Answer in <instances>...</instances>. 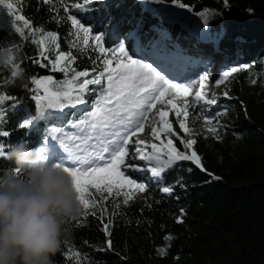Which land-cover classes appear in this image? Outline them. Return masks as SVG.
<instances>
[{
    "label": "trees",
    "instance_id": "1",
    "mask_svg": "<svg viewBox=\"0 0 264 264\" xmlns=\"http://www.w3.org/2000/svg\"><path fill=\"white\" fill-rule=\"evenodd\" d=\"M7 2L13 4L14 15L0 5V39L5 41L0 47V133H8L0 135V142L6 151L21 139L44 145L60 140L58 133L75 135L78 129L72 125L83 119L81 105L47 108L45 102L41 107L44 83L33 84V79L46 82L51 77L58 87L70 78L51 70L57 48L48 42L49 31L57 34L58 50L76 57L70 65L76 71H90L102 58L115 67L113 49L120 43L134 58L157 63L154 44L167 29L187 43L191 54L214 56L212 64L183 60L179 51L173 54L177 61L192 64L175 63L178 77H206L204 98L187 110L189 131L180 128L181 117H171L178 150L191 152L182 143L191 134L200 166L184 160L159 177L131 173L145 191L127 205L122 197H109L83 210L88 214L82 212L73 222L53 264H264V0H99L84 13L73 12L66 0ZM73 13L90 29L87 34L71 24ZM211 14L215 36L214 29L202 26L203 17L210 19ZM15 15L29 21V26L15 22L25 35L14 32ZM42 33L44 54L33 43ZM197 64L201 67L194 68ZM210 68L221 75L236 70L229 95L238 112L232 118L221 115L218 132L212 123L217 110L205 102ZM94 99L88 97V102ZM29 120L34 126H21ZM9 166L6 158L0 159V169ZM163 187L172 191L165 193Z\"/></svg>",
    "mask_w": 264,
    "mask_h": 264
},
{
    "label": "snow or ice",
    "instance_id": "2",
    "mask_svg": "<svg viewBox=\"0 0 264 264\" xmlns=\"http://www.w3.org/2000/svg\"><path fill=\"white\" fill-rule=\"evenodd\" d=\"M43 2L47 4L49 0H43ZM97 2L99 0H80L75 7L80 10ZM0 5L8 10L9 15H14L12 3L0 0ZM68 19L83 33L87 34L90 31L74 13L70 14ZM19 21H22L25 26H29V21L22 15H15L14 32L25 35L26 33H22L21 28L15 24ZM70 35L73 34L70 33ZM46 36L49 44L57 48L54 60L50 61L51 70L65 73L70 78L58 87H55L51 77H46V82L33 79V84L44 83L41 107L45 106V102L47 108L81 105L83 119L79 124L72 125L78 131L74 137L70 138V147L66 133H58L56 136L57 139L64 138L61 142L69 153L67 156L62 155L59 160L54 161L49 154L44 153V155L46 161L63 166L64 171L73 177L83 210L94 209L98 200L109 197H122L123 204L127 205L137 193L144 192L145 185L130 178L131 173L148 171V168L142 167L140 162L151 166V172L156 177L170 170L176 161L199 162L195 151L181 152L174 146L173 140L177 138V134L168 120L169 109L178 118L181 117L182 113L177 109L174 101L181 92L187 93L190 87H194L192 83L179 85L170 83L151 64L132 59L123 45L113 50V52H119V55L115 57V67L111 66L112 60L102 58L103 62L98 63L90 71L87 69L76 71L70 67L76 57L70 52L58 50L57 34L49 31ZM94 38L97 41L102 40L101 36ZM8 42H13L11 37ZM33 43L40 46L41 54L45 53L43 33L41 39ZM4 45L5 41L0 39V47ZM45 59H47L46 56ZM61 61L65 63L61 64ZM35 62L41 63L39 59ZM205 79V76L199 77L200 81ZM49 85L54 87L50 88ZM91 96H95V99L90 104L88 97ZM201 98L200 93H196L195 100L200 101ZM211 103L216 101L213 99ZM89 109L92 110L89 111ZM152 109H155L153 118H158L159 126L151 128V136L154 140L160 141L159 144L149 143L143 138L136 137L138 131H144L145 121L148 120L147 114ZM2 116L3 112L0 111V117ZM28 125L34 126L31 120L27 125L21 126ZM180 128L186 133L189 131L183 121L180 122ZM0 135L7 136L8 133L3 132ZM162 135L167 139L162 140ZM182 143L185 149H191L195 140L183 139ZM5 153L4 144L0 142V159L5 158ZM84 153L87 155H83ZM162 191L170 193L172 189L163 187ZM116 207H119V204ZM83 214L87 215L88 212L84 211ZM92 214L95 212L93 211ZM108 228V224H105L106 232ZM108 246L111 247L110 241Z\"/></svg>",
    "mask_w": 264,
    "mask_h": 264
},
{
    "label": "clouds",
    "instance_id": "3",
    "mask_svg": "<svg viewBox=\"0 0 264 264\" xmlns=\"http://www.w3.org/2000/svg\"><path fill=\"white\" fill-rule=\"evenodd\" d=\"M42 144L12 143L0 169V264H53L83 212L73 177Z\"/></svg>",
    "mask_w": 264,
    "mask_h": 264
},
{
    "label": "rangeland",
    "instance_id": "4",
    "mask_svg": "<svg viewBox=\"0 0 264 264\" xmlns=\"http://www.w3.org/2000/svg\"><path fill=\"white\" fill-rule=\"evenodd\" d=\"M77 2H73L72 0H66V5L73 9V12H78V13H84L86 8H81L80 10H77L75 7V4ZM173 14H180L177 12H172L170 15ZM192 20V19H191ZM209 26L210 31H212L215 26H214V16L211 14L210 19H207L206 17H203L202 19V26ZM204 26V27H205ZM218 31L214 29L212 32V35L215 36ZM170 38V40H168ZM154 49L158 50L159 52V63L165 66H168L170 71L173 73H176V69L173 68L172 64L174 63H179L182 60L177 61L176 58L174 57L173 54H175V51H179L180 56H182L183 60L184 58H196V59H205L213 64L214 61V56L205 52H199L195 54H191L189 49L187 48V43H184L181 38H179L178 35L175 34L174 31L172 30H165L162 33V38L160 41L154 44ZM114 50V49H113ZM192 52L194 51L191 50ZM119 55V52H117ZM129 55V54H128ZM130 56V55H129ZM133 59V58H132ZM164 59V60H162ZM172 62V63H169ZM181 64L185 66H191L192 64L189 63V61H182ZM194 68L201 67L199 64L193 65ZM236 70H232L228 73H224L223 75L220 74L216 69L212 70L211 68L209 69V72L207 73L208 79H210V86L208 91H209V96L208 98H205V102L207 105H211L214 107L217 112L214 115L213 119V126H214V131L218 132L221 131L223 128V122L220 119V116L223 115L224 118H232L236 116L237 114V106L233 102V97L229 95V87L231 80L235 76ZM200 77V76H199ZM199 77L197 79V82L195 83V86L198 84H202V81L199 80ZM226 77V79H225ZM105 86H107V83L105 82ZM195 91L194 89L190 92L187 93H180V95L177 97V99L174 101L177 105V109L182 113L181 115V121L183 123H186V116H187V110L189 107H193L196 104L195 100ZM203 96L201 92V97ZM215 100L216 103H211L212 100ZM157 107H160V105H157ZM155 112V109H152L150 114L148 113V120L145 121V129L143 132H137L136 137L143 138L149 143L155 142V143H160V141H156L153 139L151 136V128L152 127H157L159 126L157 121L158 118L154 119L153 118V113ZM186 113V115L184 114ZM171 117L176 118V115L169 109V116L168 120L171 122ZM172 124V122H171ZM162 140H166L167 138L164 137L163 135L161 136ZM188 139H193V136L191 134L188 135ZM71 142V139H67V143ZM94 142V141H93ZM174 146L177 148L175 142L173 141ZM184 145V144H183ZM178 149V148H177ZM191 151H194L193 146L191 148ZM142 167H147L148 171L144 172L146 174H150L153 176L151 172V166H148L145 164V162H140Z\"/></svg>",
    "mask_w": 264,
    "mask_h": 264
},
{
    "label": "bare ground",
    "instance_id": "5",
    "mask_svg": "<svg viewBox=\"0 0 264 264\" xmlns=\"http://www.w3.org/2000/svg\"><path fill=\"white\" fill-rule=\"evenodd\" d=\"M175 57V56H174ZM176 58V57H175ZM162 60H164V59H162ZM169 63H172V62H169ZM174 64V63H173ZM149 114H150V112H149ZM148 115V114H147ZM72 137V136H71ZM70 144H71V142H70ZM65 156H67L69 153L67 152V151H65L64 153H63ZM84 154H86V153H84ZM83 154V155H84Z\"/></svg>",
    "mask_w": 264,
    "mask_h": 264
},
{
    "label": "water",
    "instance_id": "6",
    "mask_svg": "<svg viewBox=\"0 0 264 264\" xmlns=\"http://www.w3.org/2000/svg\"><path fill=\"white\" fill-rule=\"evenodd\" d=\"M196 165L200 166L198 163H196Z\"/></svg>",
    "mask_w": 264,
    "mask_h": 264
}]
</instances>
